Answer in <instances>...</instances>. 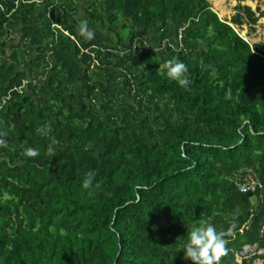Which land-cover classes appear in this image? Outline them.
Returning a JSON list of instances; mask_svg holds the SVG:
<instances>
[{
    "label": "trees",
    "instance_id": "trees-1",
    "mask_svg": "<svg viewBox=\"0 0 264 264\" xmlns=\"http://www.w3.org/2000/svg\"><path fill=\"white\" fill-rule=\"evenodd\" d=\"M55 2L0 0V264H192L182 249L200 221L236 226L220 264L264 249V197L229 180L250 166L264 182V51L234 27L260 9L229 21L209 0ZM182 28L180 52L159 50ZM173 58L187 88L161 67Z\"/></svg>",
    "mask_w": 264,
    "mask_h": 264
},
{
    "label": "clouds",
    "instance_id": "clouds-1",
    "mask_svg": "<svg viewBox=\"0 0 264 264\" xmlns=\"http://www.w3.org/2000/svg\"><path fill=\"white\" fill-rule=\"evenodd\" d=\"M78 32L81 37L87 41L95 38V32L88 27V22L82 20L78 24ZM166 70V76L175 81L181 88H187L191 81L187 78V65L175 58L165 61L161 66ZM225 99H231V89L225 94ZM52 131L51 124H44L36 129L38 135L50 139L47 146L46 155L55 157L56 145L59 143L54 136H50ZM7 133L0 132V147H7L5 139ZM22 155L29 158H36L40 155L38 149L27 147ZM95 171H88L82 182V187L85 190L93 189L96 179ZM100 187L99 183L95 184V188ZM235 225H231L227 231H218L214 224L205 221H200L199 226H194L187 233V243L183 246L185 260H190L192 264H220L221 258L227 253V237L234 235Z\"/></svg>",
    "mask_w": 264,
    "mask_h": 264
},
{
    "label": "built area",
    "instance_id": "built-area-1",
    "mask_svg": "<svg viewBox=\"0 0 264 264\" xmlns=\"http://www.w3.org/2000/svg\"><path fill=\"white\" fill-rule=\"evenodd\" d=\"M55 2V0H54ZM57 5L58 3L55 2ZM53 6H51L52 8ZM47 20L49 21L50 29L55 34V39L57 40L59 37V33L65 32L61 29L60 25L58 24L57 18L52 17L50 13L47 15ZM185 28H182L178 31V35L176 39L169 42H164L161 44V47H159V50L164 49L165 46L174 49L176 52H180L185 47V42L183 38V31ZM98 51L100 52H107L110 54L117 53L115 49L108 48V47H96ZM124 54V52H122ZM24 88H15L13 90L17 91L18 93H22V90ZM10 95H8L4 100L3 103H5L7 100H9ZM229 180L239 189L241 193L245 194H259L258 196L260 198L264 197V182L260 178L259 172L250 166L242 167L240 169H237L230 177ZM264 230V228H263ZM248 255L249 257L245 256ZM252 261L250 264L253 263V261L256 259L257 264H264V249H258V245L254 246H245L243 250L240 253L236 254V259L238 262L242 261L243 259H251ZM261 258V259H258ZM221 262V260H220ZM242 263V262H241ZM240 263V264H241Z\"/></svg>",
    "mask_w": 264,
    "mask_h": 264
},
{
    "label": "rangeland",
    "instance_id": "rangeland-1",
    "mask_svg": "<svg viewBox=\"0 0 264 264\" xmlns=\"http://www.w3.org/2000/svg\"><path fill=\"white\" fill-rule=\"evenodd\" d=\"M209 2L213 7V11L216 12L223 20H230L232 16L236 13L235 8L237 4L235 2H232L231 0H226L225 3L222 5L223 7H225V10L227 11L225 16L221 15L219 11L215 9L211 0H209ZM243 5H248L252 7L253 10L260 9V12L263 14V17L260 18L257 25L255 26L256 27L255 31H251L249 26L247 25H243L242 27H239V26H234V27L236 28L238 32L241 33L243 37L246 38V40H249L253 44L257 43L260 49L264 51V0H253V1L247 0L243 3ZM252 201H255V199L253 198ZM245 256L249 257L248 255H245ZM258 259H261V258H258ZM241 262L242 261H240L239 263ZM257 263L259 262H257V260L255 259L252 264H257Z\"/></svg>",
    "mask_w": 264,
    "mask_h": 264
},
{
    "label": "bare ground",
    "instance_id": "bare-ground-1",
    "mask_svg": "<svg viewBox=\"0 0 264 264\" xmlns=\"http://www.w3.org/2000/svg\"><path fill=\"white\" fill-rule=\"evenodd\" d=\"M211 1L214 5L215 9L218 10L221 15L225 16L227 11L223 8L222 5L225 3L226 0H211Z\"/></svg>",
    "mask_w": 264,
    "mask_h": 264
},
{
    "label": "crops",
    "instance_id": "crops-1",
    "mask_svg": "<svg viewBox=\"0 0 264 264\" xmlns=\"http://www.w3.org/2000/svg\"><path fill=\"white\" fill-rule=\"evenodd\" d=\"M231 1H232V2H235V3L237 4V6H238L239 4H240V5H243V3H244V2H237V1H235V0H231ZM251 1H252V0H251ZM89 3H90V2L88 1V4H89ZM211 6H212V5H211ZM237 6H236V8H235L236 13L238 12V11L236 10V9H237ZM247 6H248V5H247ZM223 8L225 9V7H223ZM251 8H252V7H251ZM212 9H213V7H212ZM252 10H253V8H252ZM253 11L256 12L257 10H253ZM217 12H218V11H217ZM236 13H235V14H236ZM235 14H234V15H235ZM234 15H233V16H234ZM256 15L259 16L258 13H257ZM233 16H232V17H233ZM219 17H220V16H219ZM220 18H221V17H220ZM221 19H222V18H221ZM231 19H232V18H231ZM231 19H230V20H231ZM230 20H229V21H230ZM245 25H247V24H245ZM247 26H249V28H250L251 31H255V30H256V29H255V28H256V27H255L256 25L253 26V27H251L250 25H247ZM252 44H253V43H252ZM255 44H257V43H255ZM257 45H258V44H257ZM258 46H259V45H258ZM259 48H260V47H259ZM261 50H262V49H261Z\"/></svg>",
    "mask_w": 264,
    "mask_h": 264
}]
</instances>
